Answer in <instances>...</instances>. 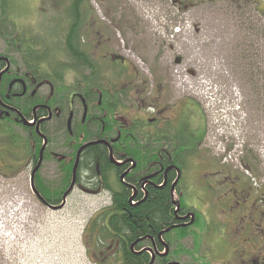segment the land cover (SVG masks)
<instances>
[{
  "label": "rangeland",
  "instance_id": "374dc122",
  "mask_svg": "<svg viewBox=\"0 0 264 264\" xmlns=\"http://www.w3.org/2000/svg\"><path fill=\"white\" fill-rule=\"evenodd\" d=\"M12 1L9 17L19 36L32 38L37 50L49 52L53 65L74 62L66 48L75 22L74 0ZM82 9L87 16L79 26L82 46L103 79L118 89L126 86L132 78L129 68L121 75V66L112 59L122 56L134 77L149 84L158 77L171 95L196 102L205 131L196 162L212 159L214 167H207V173L216 174L222 160L227 169L242 172L241 159H246L249 183L264 192V36L254 24L264 25V0H84ZM5 49L0 39V53ZM60 72L66 83L82 78L70 67ZM48 91L44 85L41 94ZM13 127L18 135L8 132L0 141V264H124V254L99 241L107 237L106 228L97 235L93 226L87 228L112 203L110 195L95 196L82 183L63 209L48 208L33 193L31 173L37 163L30 156L32 146L24 141L27 132ZM41 175L58 182L57 160H44ZM208 195L213 204L215 195ZM211 210L197 216L199 224L178 228L168 237L189 235L182 242L189 250L196 239L203 264H228L227 252L237 246L235 241L228 246L232 237L224 234L223 213ZM100 217L93 223H106ZM183 259L190 261L185 255Z\"/></svg>",
  "mask_w": 264,
  "mask_h": 264
},
{
  "label": "flooded vegetation",
  "instance_id": "af4514ba",
  "mask_svg": "<svg viewBox=\"0 0 264 264\" xmlns=\"http://www.w3.org/2000/svg\"><path fill=\"white\" fill-rule=\"evenodd\" d=\"M254 24L259 29V35L264 36L262 22L255 20ZM0 39L8 47L1 35ZM21 41L19 39L22 47L24 44ZM29 46L32 50L36 48L33 43ZM3 53H0V58H8L10 64L6 70L8 62L0 60V141L6 136L8 122L20 128L32 127L37 133L39 128L42 146L44 139L47 140L43 161L51 159L58 163L57 184L65 181L71 184L73 168L82 146L90 142L107 141L106 144L99 142L88 145L82 151L75 185L76 188L80 183L87 184V190L95 196L102 193L110 195L112 203L104 206L98 215L105 214L106 224L111 215L118 213L113 199L121 192L122 186L129 190V198L133 197L132 204L135 206L151 196V190L169 189L174 206V220L170 226L148 230L142 236H133L131 241L124 235H112L106 228L107 237L99 241L103 245L108 244L107 249L124 254L122 242L126 239L133 256H150L148 264L153 258V264H203L202 260H198L195 238L191 242L193 247L187 250L182 240L189 238V235L174 233L171 234L173 237H168V234L182 227L185 230L192 224L193 218V224H199V214L206 215L207 211L217 209L223 213L224 219L220 221L225 225L224 234L233 238L228 239V246L234 241L237 246L226 251L229 253L228 264H264V192L254 189L249 183L247 173L251 172V168L246 167V159H241L242 172L227 169L225 161L221 159L223 164L219 163L216 174L207 173V167H214L212 159L196 162L194 154L202 148L205 133L200 126L196 102L192 105L188 98L183 101L175 94L171 95L158 77L153 78L151 84L148 79L141 81L134 77L130 72V63L122 56H114L113 65L121 66V75L129 68L132 78L121 89L111 80H104L100 70L91 80H81L79 77L71 84L64 82L67 87L64 93L55 94L54 80L39 83L32 71H26V62L14 63L11 56ZM77 72L79 76L92 74L88 68ZM44 85L49 86L46 95L41 94ZM102 146L108 151L111 165L108 177L102 171L100 155L95 149L99 150ZM244 152L242 150L241 153ZM86 154L95 155L93 161L90 160L94 167L91 164L89 169L82 163ZM39 157L40 152L34 159L37 164ZM71 158L74 162L69 177L62 168V161ZM42 164L35 178H43ZM202 172L206 173L205 182L201 180ZM198 174L200 176L195 180ZM104 178L109 179L108 185ZM56 183L51 184L55 187ZM33 193L46 205L40 199L39 194L41 197L43 195L39 191L38 194ZM209 193L215 195L213 204ZM98 216H93L87 225L88 231L92 229L91 226L94 227L96 235L101 233V226L93 223ZM209 224L210 221H207ZM170 227L172 229L166 231ZM228 246L225 245V248L228 249ZM184 255L190 258L189 262L184 261Z\"/></svg>",
  "mask_w": 264,
  "mask_h": 264
},
{
  "label": "trees",
  "instance_id": "16d2710c",
  "mask_svg": "<svg viewBox=\"0 0 264 264\" xmlns=\"http://www.w3.org/2000/svg\"><path fill=\"white\" fill-rule=\"evenodd\" d=\"M83 5L84 0L73 1L72 15L75 22L67 34L66 48L70 56L74 59V62L60 60L58 64L53 65L49 57V52L43 53L44 51L37 50V45L32 38L25 36L21 37L18 35L16 25L9 17V13L14 7L13 1L0 0V35L7 42L8 46L3 54L11 56L14 63L26 62L28 64L26 66V71H32L36 75V79L39 83L49 81V79L54 80L55 94H62L67 88L66 84H64L66 81H64L62 77L64 71H60L68 69V67L75 69L76 71H80L83 68L92 70L91 75H82L81 78V80H91L101 69L82 46L79 26H81L82 22L87 18L82 9ZM19 39H21V42L24 44L22 47L19 45ZM31 43L36 47L33 50L29 46ZM50 55L52 56V53H50ZM19 57L21 58L19 59ZM86 85L88 84L86 83ZM22 129L27 132V137L24 139L25 144L27 146H32L30 147V156L36 158L41 151L42 139L34 128L23 126ZM8 132L11 134L10 137L18 135L13 125L9 122L6 124L5 129V133ZM95 149L97 150L96 153L100 155L101 167L103 168L102 171L105 177H108L109 167H111L108 158V151L104 146L99 150L98 148ZM94 156V154H91V156L86 154L83 159L82 163H85L88 169L91 164L94 167V163H90V160L93 161ZM45 158H47V153ZM73 160L74 159L71 158L62 161V168L65 170V174L69 175V177H71ZM92 172L95 173V170L93 169ZM104 180L108 185L109 179L104 178ZM69 184L70 181H65L60 184H55L54 187L50 182H47L41 177L35 178L36 189L44 196L42 197L51 204L61 203L62 196L64 192H66ZM94 185L97 184L95 183ZM129 194V190L125 186H122L121 192L115 195L113 201L116 203L118 213L109 217L108 224L104 223L100 225L103 229L108 228L112 235L114 233H116V235H124L129 241H131L133 236H142L148 230H154L156 227L161 229L164 225H171V222L174 220V206H172L169 189L151 190V196L136 206L132 204ZM105 217L104 214L100 218L105 219ZM158 228H156V230ZM122 250L124 252V264H148L150 260V256H133V253L130 250V245H128L126 239L122 242Z\"/></svg>",
  "mask_w": 264,
  "mask_h": 264
},
{
  "label": "water",
  "instance_id": "95a60500",
  "mask_svg": "<svg viewBox=\"0 0 264 264\" xmlns=\"http://www.w3.org/2000/svg\"><path fill=\"white\" fill-rule=\"evenodd\" d=\"M0 60H5L8 62V67L6 68V70L9 69V64H10V61L8 58L4 57V58H0ZM179 61V60H178ZM177 61V62H178ZM25 124L29 125V123L27 121H24ZM38 133L41 134V132L39 131V128H38ZM99 142L101 143H104L106 144L107 141L105 140H100ZM99 142H90V143H87L85 144L84 146H82L79 150V153H78V157L76 159V163L74 165V168H73V180L70 184V186L68 187V189L66 190L64 196H63V200H62V203L60 205H51L49 204L46 200L42 199L41 195L39 194V197L41 200H43V202L46 204V206L52 210H60V209H63L65 206H66V203H67V198L69 197L70 193L74 190L75 188V185H76V170H77V166H78V162H79V158H80V154L82 153V151L88 146V145H91V144H96V143H99ZM46 143H47V140L46 138L44 139V144L41 148V151H40V157H39V161H38V164L36 165V167L33 169L32 173H31V185H32V189L34 192H36L38 194V190L36 189V186H35V176H36V173L37 171L39 170L42 162H43V152L45 150V147H46ZM113 162H116L114 159H112ZM133 200V197H131V201ZM187 218V217H185ZM194 222V218L192 219L191 223ZM173 227H177V226H173ZM172 229V227L168 228L166 231H170ZM163 233V232H162ZM153 260L154 258L151 260L150 264H153Z\"/></svg>",
  "mask_w": 264,
  "mask_h": 264
},
{
  "label": "bare ground",
  "instance_id": "6f19581e",
  "mask_svg": "<svg viewBox=\"0 0 264 264\" xmlns=\"http://www.w3.org/2000/svg\"><path fill=\"white\" fill-rule=\"evenodd\" d=\"M1 220V218H0ZM3 226H2V222L0 221V231L2 230Z\"/></svg>",
  "mask_w": 264,
  "mask_h": 264
}]
</instances>
